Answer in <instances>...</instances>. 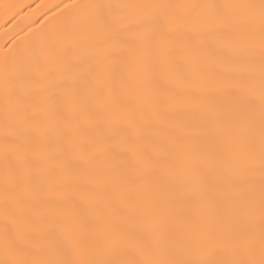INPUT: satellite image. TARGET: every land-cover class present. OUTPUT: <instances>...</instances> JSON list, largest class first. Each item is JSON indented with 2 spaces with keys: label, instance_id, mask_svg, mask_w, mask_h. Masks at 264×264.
<instances>
[{
  "label": "snow or ice",
  "instance_id": "1",
  "mask_svg": "<svg viewBox=\"0 0 264 264\" xmlns=\"http://www.w3.org/2000/svg\"><path fill=\"white\" fill-rule=\"evenodd\" d=\"M42 8L0 45V264H264V0Z\"/></svg>",
  "mask_w": 264,
  "mask_h": 264
},
{
  "label": "bare ground",
  "instance_id": "2",
  "mask_svg": "<svg viewBox=\"0 0 264 264\" xmlns=\"http://www.w3.org/2000/svg\"><path fill=\"white\" fill-rule=\"evenodd\" d=\"M61 0H0V4L2 3H8V4H14L16 5L17 9H21V18L18 19L17 23L9 29L8 23L5 22V17L3 15V10L0 8V45H5L6 42L10 43V37L12 39H15L16 37L13 35V33H19V30L21 28H24V25L27 23V20L23 18L24 13H28L31 19L36 20V23L38 24L41 19H43L44 14H47L45 12V9H39L35 14L33 13V9H35L37 4H44V5H51V4H56L60 3ZM64 3H70L72 0H63ZM77 3H83L86 2V0H76ZM111 2H121V3H129V2H144V0H111ZM169 2H194V0H169ZM195 2H204V0H195ZM214 2H225V0H214ZM24 31H27V28H24ZM211 47H215V45H210ZM0 51H3L2 48H0ZM191 66L186 65L184 68V71L189 72L191 71ZM213 71H220V67L217 66L216 68L213 69ZM29 88L31 87L30 85L28 86ZM165 89L161 90V107L162 108H167L168 106V101L163 99V92ZM118 93H121V89H117ZM123 94L127 95L128 90H124ZM42 93L39 92L38 90H32L31 94L26 96L25 102L28 105L27 111L30 113L33 111L34 107H43L41 104V99H42ZM92 103H96L97 100L95 97L91 98ZM3 106H4V99H3V94L2 90H0V146L3 145L4 142V121H3ZM23 113L20 114L18 117L19 120H23ZM75 120L80 122V123H87L89 118L87 115V111H84L80 113L79 115L75 116ZM65 124H61V127L64 128L65 134L70 135L71 133L68 131V128L71 126L73 122V115H72V110L70 106H66L65 108ZM168 123H172L171 120L168 121ZM25 127L23 123H21V128ZM160 125H157L155 123L148 125L145 127L142 132L145 137V139L149 140H154L156 138V134L160 131ZM53 133L50 130L48 132V136H52ZM95 150H99L102 145L100 144H95L93 145ZM149 147L154 150L155 144L150 143ZM72 155L77 157L78 160V165L80 167H84V161L80 159V154L76 152L75 150L72 152ZM46 165H50L53 167L58 166L59 164V157L56 155V153L53 151L52 154L49 156V158L45 161ZM3 166H4V161H3V156L0 154V174H2L3 171ZM56 193H52V198L54 199L56 197Z\"/></svg>",
  "mask_w": 264,
  "mask_h": 264
}]
</instances>
